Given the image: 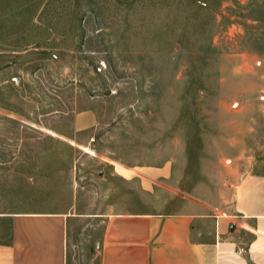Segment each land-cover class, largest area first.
Listing matches in <instances>:
<instances>
[{
	"label": "rangeland",
	"instance_id": "obj_1",
	"mask_svg": "<svg viewBox=\"0 0 264 264\" xmlns=\"http://www.w3.org/2000/svg\"><path fill=\"white\" fill-rule=\"evenodd\" d=\"M259 75L264 0H0V241L14 213L66 212L68 264H99L105 213L215 200L260 152ZM119 164L168 165L169 188Z\"/></svg>",
	"mask_w": 264,
	"mask_h": 264
},
{
	"label": "crops",
	"instance_id": "obj_2",
	"mask_svg": "<svg viewBox=\"0 0 264 264\" xmlns=\"http://www.w3.org/2000/svg\"><path fill=\"white\" fill-rule=\"evenodd\" d=\"M259 77L261 86L264 75ZM260 109V152L234 155L246 160H233L215 200L175 213H105L99 264H264V103ZM246 134L239 131L234 140ZM114 174L149 195L156 184L169 188L163 181L171 167L119 164ZM72 220L66 212L12 214L10 237L0 241V264H68ZM240 246L249 252L239 253Z\"/></svg>",
	"mask_w": 264,
	"mask_h": 264
},
{
	"label": "built area",
	"instance_id": "obj_3",
	"mask_svg": "<svg viewBox=\"0 0 264 264\" xmlns=\"http://www.w3.org/2000/svg\"><path fill=\"white\" fill-rule=\"evenodd\" d=\"M237 251L239 253L246 254V253L249 252V248L248 247H245V246H240V247L237 248Z\"/></svg>",
	"mask_w": 264,
	"mask_h": 264
}]
</instances>
